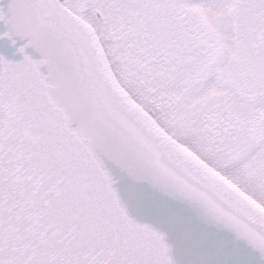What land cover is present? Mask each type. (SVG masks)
Wrapping results in <instances>:
<instances>
[{
	"label": "snow or ice",
	"instance_id": "6c2138e0",
	"mask_svg": "<svg viewBox=\"0 0 264 264\" xmlns=\"http://www.w3.org/2000/svg\"><path fill=\"white\" fill-rule=\"evenodd\" d=\"M0 29V264H264V0H0Z\"/></svg>",
	"mask_w": 264,
	"mask_h": 264
},
{
	"label": "water",
	"instance_id": "95a60500",
	"mask_svg": "<svg viewBox=\"0 0 264 264\" xmlns=\"http://www.w3.org/2000/svg\"><path fill=\"white\" fill-rule=\"evenodd\" d=\"M4 3H7L8 0H3ZM3 29H0L2 31ZM20 43H23L22 41ZM14 49L8 46V42L6 40H0V54H4L6 58L12 59V60H20L22 57L18 54H14ZM30 55H32L33 58L38 59L39 54L35 52L33 49H27L26 50ZM253 264H260V257L259 254H254L252 257Z\"/></svg>",
	"mask_w": 264,
	"mask_h": 264
}]
</instances>
